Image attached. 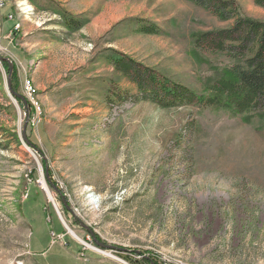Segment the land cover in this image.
<instances>
[{
	"label": "rangeland",
	"instance_id": "rangeland-1",
	"mask_svg": "<svg viewBox=\"0 0 264 264\" xmlns=\"http://www.w3.org/2000/svg\"><path fill=\"white\" fill-rule=\"evenodd\" d=\"M59 2L81 29L29 0L0 9V264H264V112L113 103L109 84L137 89L96 59L112 47L202 91L230 60H198L194 34L231 22L188 0Z\"/></svg>",
	"mask_w": 264,
	"mask_h": 264
},
{
	"label": "trees",
	"instance_id": "trees-1",
	"mask_svg": "<svg viewBox=\"0 0 264 264\" xmlns=\"http://www.w3.org/2000/svg\"><path fill=\"white\" fill-rule=\"evenodd\" d=\"M188 1L205 8L221 21L231 22L227 27L194 34V52L198 60H212L208 56L222 54L230 61L216 67L202 91H196L110 47L104 57L98 54L96 59L112 64L116 71L135 85L137 92H119L109 84L107 93L111 96L107 98L113 103L128 99L151 101L164 108L211 106L228 109L235 114L264 112V19L245 14L237 0ZM41 2L43 7L60 15L62 24L69 31L79 30L85 24L83 19L70 13L58 1ZM254 2L264 7V0ZM135 31L151 35L164 33L161 26L146 19L136 22ZM12 82L17 88L15 70ZM143 262L160 264L153 257H145Z\"/></svg>",
	"mask_w": 264,
	"mask_h": 264
},
{
	"label": "crops",
	"instance_id": "crops-1",
	"mask_svg": "<svg viewBox=\"0 0 264 264\" xmlns=\"http://www.w3.org/2000/svg\"><path fill=\"white\" fill-rule=\"evenodd\" d=\"M0 1H3L4 2V5H3V7H1L0 9L2 10L3 8H8L9 7V3H8V0H0ZM31 3H27L26 4V6L28 7V6H31L32 7V5L33 6H35L36 8H38L40 11H44V12H47V11H49V12H53L54 14H56V15H58L59 16V19H60V25L61 26H63L64 27V29H67L63 24H62V20H61V17H60V15L59 14H57L55 11H53L52 9H48V8H46V7H43V4H42V2H41V0H29ZM57 1V0H56ZM58 2H59V0H58ZM60 3V2H59ZM21 6V5H20ZM61 6H63L62 4H61ZM63 7H65V6H63ZM66 8V7H65ZM23 9H25V8H22L21 10L23 11ZM68 10V9H67ZM5 17V16H4ZM7 18V17H6ZM5 18V19H6ZM16 19L17 20H21V23H22V28L19 30V32L17 33V32H15L16 34H21L23 37H27V36H29L30 35V33H31V27H30V25H29V21L30 20H32L28 15H23V12H19L18 14H17V17H16ZM3 21H5L4 20V18H3ZM6 21L7 22H9L10 23V25H11V27L13 26V23H15V22H13V21H10L8 18L6 19ZM5 25V23L4 22H1V30L3 29L4 30V33H5V26L3 25V24ZM48 29V28H47ZM0 30V31H1ZM68 30V29H67ZM86 71H87V69H86Z\"/></svg>",
	"mask_w": 264,
	"mask_h": 264
},
{
	"label": "bare ground",
	"instance_id": "bare-ground-1",
	"mask_svg": "<svg viewBox=\"0 0 264 264\" xmlns=\"http://www.w3.org/2000/svg\"><path fill=\"white\" fill-rule=\"evenodd\" d=\"M21 27V24L18 22L17 23V28H20ZM26 90L27 91H35V88L32 84V82L30 80H27V83H26ZM42 185L44 186V188L46 189V191L48 192V195H49V188L47 187L46 183L44 181H42ZM74 235L77 236V234L75 233V231H72ZM110 255H112L111 253H108Z\"/></svg>",
	"mask_w": 264,
	"mask_h": 264
},
{
	"label": "built area",
	"instance_id": "built-area-1",
	"mask_svg": "<svg viewBox=\"0 0 264 264\" xmlns=\"http://www.w3.org/2000/svg\"><path fill=\"white\" fill-rule=\"evenodd\" d=\"M3 5H4V3L1 1V2H0V7H3ZM9 18H13V16H12V15H9ZM15 28L18 29V28H17V23L15 24ZM33 92H34V91H28V93H30V94H32ZM123 262H124V261H123ZM125 263H127V262H125ZM127 264H128V263H127Z\"/></svg>",
	"mask_w": 264,
	"mask_h": 264
},
{
	"label": "water",
	"instance_id": "water-1",
	"mask_svg": "<svg viewBox=\"0 0 264 264\" xmlns=\"http://www.w3.org/2000/svg\"><path fill=\"white\" fill-rule=\"evenodd\" d=\"M84 226V225H83ZM98 244L102 245V246H106L104 244H102L100 241L96 240Z\"/></svg>",
	"mask_w": 264,
	"mask_h": 264
}]
</instances>
